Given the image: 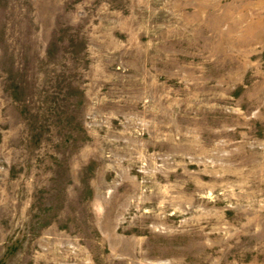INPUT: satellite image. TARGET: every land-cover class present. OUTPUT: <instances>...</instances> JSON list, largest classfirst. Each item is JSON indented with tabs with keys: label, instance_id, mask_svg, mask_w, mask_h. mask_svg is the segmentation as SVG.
Returning a JSON list of instances; mask_svg holds the SVG:
<instances>
[{
	"label": "rangeland",
	"instance_id": "1",
	"mask_svg": "<svg viewBox=\"0 0 264 264\" xmlns=\"http://www.w3.org/2000/svg\"><path fill=\"white\" fill-rule=\"evenodd\" d=\"M0 264H264V0H0Z\"/></svg>",
	"mask_w": 264,
	"mask_h": 264
}]
</instances>
